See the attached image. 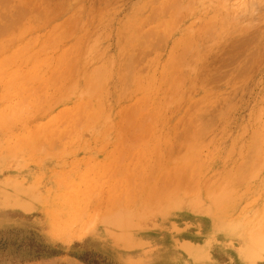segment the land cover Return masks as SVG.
<instances>
[{
	"label": "rangeland",
	"instance_id": "1",
	"mask_svg": "<svg viewBox=\"0 0 264 264\" xmlns=\"http://www.w3.org/2000/svg\"><path fill=\"white\" fill-rule=\"evenodd\" d=\"M169 2L0 0V264H264V0Z\"/></svg>",
	"mask_w": 264,
	"mask_h": 264
},
{
	"label": "bare ground",
	"instance_id": "2",
	"mask_svg": "<svg viewBox=\"0 0 264 264\" xmlns=\"http://www.w3.org/2000/svg\"><path fill=\"white\" fill-rule=\"evenodd\" d=\"M166 2H167V1H166ZM168 2H169V0H168ZM187 2H188V1H187ZM169 3H171V2H169ZM191 3H193V2H191ZM165 4H166V3H165ZM167 4H168V3H167ZM171 4H174V3H171ZM185 4H186V2H185ZM185 4H183V5H185ZM186 5H188V4H186ZM186 5H185V6H186ZM189 5H191V4H189ZM189 5H188V6H189ZM192 5H193V4H192ZM192 5H191V6H192ZM193 6H194V5H193ZM174 7H175V8H174ZM174 7H173V9H176V7L178 8V6H176V5H175ZM170 8H171V7H170ZM163 9L166 10L165 7H163ZM171 10H172V9H171ZM223 10H224V9H223ZM228 12H229V11H228ZM246 12H247V11H246ZM203 13H204V12H203ZM235 13H236V12H235ZM203 15H204V14H203ZM230 16H231V14H230ZM238 16H239V15H238ZM243 16H244V14H243ZM226 17H227V16H226ZM226 17H225L224 19H226ZM240 18H241V17H240ZM251 18H253V17H251ZM234 19H235V17H234ZM238 20H239V19H238ZM253 20H254V19H253ZM257 20H258V19H257ZM212 22H213V21H212ZM253 22H254V21H253ZM212 24H213V23H212ZM213 25H214V24H213ZM204 26H205V25H204ZM206 26H207V25H206ZM220 26H221V25H220ZM209 27H210V26H209ZM224 28H225V27H224ZM250 28H251V27H250ZM248 29H249V28H248ZM259 31H260V30H259ZM257 33H258V32H257ZM250 38H251V36H250ZM239 39H240V38H239ZM241 39H242V38H241ZM248 41H249V40H248ZM252 42H253V41H252ZM242 44H243V43H242ZM241 46H242V45H241ZM258 46H259V45H258ZM241 48H243V47H241ZM245 48H246V47H245ZM238 49H239V48H237V50H238ZM234 50H235V49H234ZM253 51H254V50H253ZM234 52H235V51H234ZM243 52H244V50H243ZM255 52H256V51H255ZM256 53H257V52H256ZM240 54H241V53H240ZM254 57H255V56H254ZM226 60H227V58H226ZM246 60H247V59H246ZM232 61H233V60H232ZM156 192H157V191H156ZM251 238H252V237H251ZM252 242H253V241H252Z\"/></svg>",
	"mask_w": 264,
	"mask_h": 264
}]
</instances>
